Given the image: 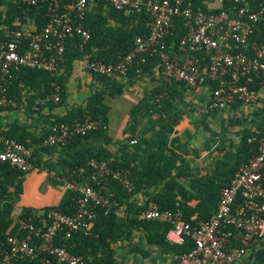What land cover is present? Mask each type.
Segmentation results:
<instances>
[{"label":"trees","instance_id":"obj_1","mask_svg":"<svg viewBox=\"0 0 264 264\" xmlns=\"http://www.w3.org/2000/svg\"><path fill=\"white\" fill-rule=\"evenodd\" d=\"M214 0H193L194 7L207 10ZM261 0H246L237 7L249 4L253 9ZM233 2H224L220 9L228 10ZM49 3H28L24 0H0V41L10 40L11 32L26 28L41 31L49 22ZM90 38L84 42L77 32L68 34L65 52L57 70L22 67L2 81L5 95L17 104H0V148L4 141L15 139L22 143L30 154L27 156L33 168L46 166L48 171L70 182H91L94 169L92 159L113 158L111 166L126 174L131 186L119 180L104 178L98 186L100 192L109 196L113 205L108 213L98 211L91 230H79L70 238L60 233L57 244L66 246L74 254L82 255L87 264H117L115 245L133 235V227L146 232L149 243L160 245L172 254L194 248V241L178 245L167 238L171 224L162 220L140 218L150 201L161 210H180L182 218L197 225L209 220L217 211L222 189L227 186L241 165L256 153L257 141L264 135V75L250 72L242 82L259 93L256 102H250L252 111L246 112L244 100L237 99L228 109L212 108L206 96L215 83L206 78L197 88L187 87L178 79H165L164 62L160 52L145 54L135 60L126 70L115 76L101 75L86 66L92 61L105 63L123 59L134 48L137 36L150 33L154 17L146 1L137 8L117 9L107 0H88L81 18ZM183 15L174 16V25L165 38L164 51L172 58L181 55L180 41L188 33ZM264 38V20L256 23L250 42ZM247 51L246 47L234 46L233 51ZM195 55V53H193ZM76 63H83L92 74L87 84L90 92L81 103L68 101ZM208 64L207 61L203 65ZM143 82L146 90L138 91ZM131 87L133 89H131ZM140 89V88H139ZM128 91L139 95L127 111L126 122L115 138L110 133L112 99L126 98ZM59 92L60 99L54 95ZM130 96V95H129ZM25 109L26 120L3 118L16 109ZM62 109V111L60 110ZM190 128L182 133L179 125ZM92 119L101 122V127L76 134L64 143L45 144L55 124L83 122ZM213 119L220 122L213 128ZM188 125V124H187ZM234 128V130H231ZM200 133L209 134L201 145H193ZM20 170L0 160V241L7 232L26 235L20 230V221L41 225L40 218L51 210L73 214L78 208V192L66 187L58 205L46 208L43 214L31 207L17 204L21 192V180L31 170ZM264 184V168L262 170ZM61 183H64L62 180ZM66 183V182H65ZM143 196L142 204L139 197ZM231 238L230 249L241 246L238 235ZM16 264H42L40 259H22Z\"/></svg>","mask_w":264,"mask_h":264},{"label":"built area","instance_id":"obj_2","mask_svg":"<svg viewBox=\"0 0 264 264\" xmlns=\"http://www.w3.org/2000/svg\"><path fill=\"white\" fill-rule=\"evenodd\" d=\"M28 3H49V22L41 30L29 28L11 32L10 40L0 41V91H5L2 81L22 67L55 71L65 52V40L75 31L86 42L90 32L84 27L81 18L88 0H24ZM117 9L137 8L146 1L154 17L150 33L137 36L134 48L123 59L105 63L92 61L86 64L89 70L101 75L115 76L126 70L136 59L145 54L160 52L164 62L162 74L165 79H178L187 87L197 88L210 78L215 86L207 89L206 96L212 108L228 109L237 99L246 104L256 102L259 93L242 82L250 72L264 75V38L250 42L256 23L264 20V0L256 9L249 4L237 7L246 0H214L207 10L194 7L193 0H107ZM233 2L229 10L222 9L224 2ZM183 15L188 33L180 41L181 55L172 58L164 51L165 38L174 25V16ZM243 45L247 51H233L234 46ZM195 53V55L193 54ZM207 61L208 64L203 65ZM60 99V93L54 95ZM0 104H12L14 100L3 95ZM101 127L100 121L87 119L83 122L55 124L45 144L64 143L76 134ZM257 141V153L237 170L229 184L222 189L216 213L206 221L192 225L182 218L180 210H161L157 203L150 201L140 214L146 220H162L171 224L167 238L174 244H184L191 238L194 248L173 254L176 264H234L242 259L247 250L264 237V135L249 141ZM30 150L15 139L5 140L0 148V160L27 171L33 168L28 160ZM113 158L92 159L94 169L91 179L95 182H66V187L78 192V208L73 214L56 210L41 216V225L20 221V230H27L21 236L7 232L0 241V264H16L22 259H40L42 264H87L82 255L74 254L66 246L58 245L60 233L70 238L79 230L92 229L100 209L108 213L113 201L100 192L108 179L119 180L130 187L126 174L114 169ZM61 180V179H60ZM242 241L241 246L230 249L231 238Z\"/></svg>","mask_w":264,"mask_h":264},{"label":"crops","instance_id":"obj_3","mask_svg":"<svg viewBox=\"0 0 264 264\" xmlns=\"http://www.w3.org/2000/svg\"><path fill=\"white\" fill-rule=\"evenodd\" d=\"M74 74L75 75L71 80L68 101L71 103H81L90 92L87 84L92 82V74L85 69L83 63H76ZM131 89L133 88L131 87ZM246 108L249 109L250 106L246 105ZM60 110L62 111V109ZM14 118L21 119L22 121L26 120L24 107L19 111L16 109L14 112L9 113L3 118V121L7 122V120ZM190 119L191 118H186V123L188 125L183 124L178 126V130L181 133L185 129L191 127L189 124ZM231 130H234V128H231ZM200 136L203 140H200L199 143L193 142V145L199 146L203 141H206L209 138V134L207 133H200ZM198 138L199 136L197 135L196 139ZM61 199L62 197L60 200ZM143 201V196H140L138 203L142 204ZM115 252L117 264H176L173 254L160 245L149 243L146 237V232L140 227H133V235L129 239L117 242L115 245ZM234 264H264V237L250 247L244 257Z\"/></svg>","mask_w":264,"mask_h":264},{"label":"rangeland","instance_id":"obj_4","mask_svg":"<svg viewBox=\"0 0 264 264\" xmlns=\"http://www.w3.org/2000/svg\"><path fill=\"white\" fill-rule=\"evenodd\" d=\"M138 91H144L148 87L143 82L137 85ZM126 98L112 99L109 103L112 108L110 133L118 138L120 131L125 125L127 111L131 108L135 101H137L139 95L128 91ZM248 106V105H247ZM250 106V104H249ZM21 109V108H20ZM18 109V111L20 110ZM246 112L252 111V108L245 109ZM213 128H219L220 122L213 119L211 123ZM181 128V127H180ZM203 140L199 135V138L195 142ZM62 177L57 175L55 171H48L46 166L42 165L40 168H33L31 172L27 173L21 180V192L17 204L23 207H31L39 211V214H43L46 208H51L58 205L60 198L65 193L66 183L59 181Z\"/></svg>","mask_w":264,"mask_h":264}]
</instances>
